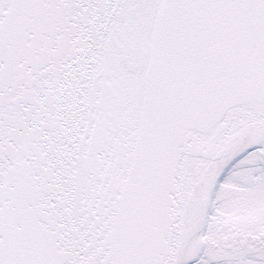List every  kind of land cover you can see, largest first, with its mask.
<instances>
[{
	"label": "snow or ice",
	"instance_id": "1",
	"mask_svg": "<svg viewBox=\"0 0 264 264\" xmlns=\"http://www.w3.org/2000/svg\"><path fill=\"white\" fill-rule=\"evenodd\" d=\"M0 264H264V0H0Z\"/></svg>",
	"mask_w": 264,
	"mask_h": 264
}]
</instances>
